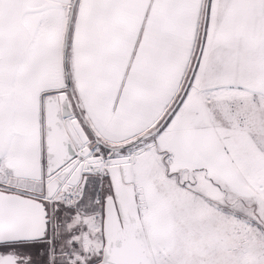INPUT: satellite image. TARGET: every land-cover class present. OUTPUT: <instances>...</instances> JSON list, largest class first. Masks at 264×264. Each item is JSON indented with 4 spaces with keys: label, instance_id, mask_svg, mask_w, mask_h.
I'll list each match as a JSON object with an SVG mask.
<instances>
[{
    "label": "snow or ice",
    "instance_id": "obj_1",
    "mask_svg": "<svg viewBox=\"0 0 264 264\" xmlns=\"http://www.w3.org/2000/svg\"><path fill=\"white\" fill-rule=\"evenodd\" d=\"M0 264H264V0H0Z\"/></svg>",
    "mask_w": 264,
    "mask_h": 264
}]
</instances>
